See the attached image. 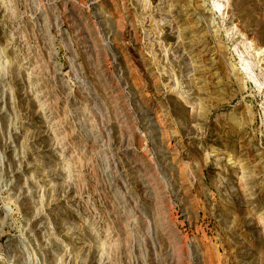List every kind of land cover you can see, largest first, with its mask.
Masks as SVG:
<instances>
[{
    "label": "rangeland",
    "instance_id": "1",
    "mask_svg": "<svg viewBox=\"0 0 264 264\" xmlns=\"http://www.w3.org/2000/svg\"><path fill=\"white\" fill-rule=\"evenodd\" d=\"M0 264H264V0H0Z\"/></svg>",
    "mask_w": 264,
    "mask_h": 264
}]
</instances>
